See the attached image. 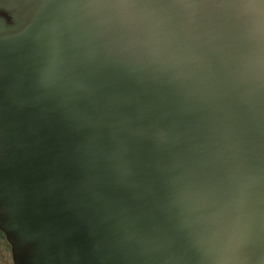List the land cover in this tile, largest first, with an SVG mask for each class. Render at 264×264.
Returning a JSON list of instances; mask_svg holds the SVG:
<instances>
[{"label": "water", "instance_id": "1", "mask_svg": "<svg viewBox=\"0 0 264 264\" xmlns=\"http://www.w3.org/2000/svg\"><path fill=\"white\" fill-rule=\"evenodd\" d=\"M0 232L13 264H264V3L0 0Z\"/></svg>", "mask_w": 264, "mask_h": 264}, {"label": "rangeland", "instance_id": "2", "mask_svg": "<svg viewBox=\"0 0 264 264\" xmlns=\"http://www.w3.org/2000/svg\"><path fill=\"white\" fill-rule=\"evenodd\" d=\"M0 264H13L10 246L6 242L2 232H0Z\"/></svg>", "mask_w": 264, "mask_h": 264}, {"label": "snow or ice", "instance_id": "3", "mask_svg": "<svg viewBox=\"0 0 264 264\" xmlns=\"http://www.w3.org/2000/svg\"><path fill=\"white\" fill-rule=\"evenodd\" d=\"M261 3H264V0H261Z\"/></svg>", "mask_w": 264, "mask_h": 264}, {"label": "flooded vegetation", "instance_id": "4", "mask_svg": "<svg viewBox=\"0 0 264 264\" xmlns=\"http://www.w3.org/2000/svg\"><path fill=\"white\" fill-rule=\"evenodd\" d=\"M6 240V239H5Z\"/></svg>", "mask_w": 264, "mask_h": 264}]
</instances>
